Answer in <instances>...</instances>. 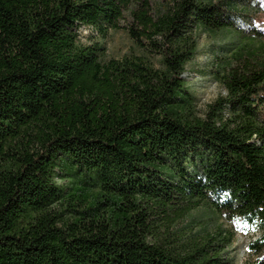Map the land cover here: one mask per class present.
<instances>
[{
  "label": "trees",
  "instance_id": "obj_1",
  "mask_svg": "<svg viewBox=\"0 0 264 264\" xmlns=\"http://www.w3.org/2000/svg\"><path fill=\"white\" fill-rule=\"evenodd\" d=\"M226 13L231 0H0V264H235L230 232L172 228L197 209L256 227L264 264V43L228 41L225 95L203 117L183 78L198 31L232 30ZM81 27L123 28L159 66L106 59Z\"/></svg>",
  "mask_w": 264,
  "mask_h": 264
},
{
  "label": "rangeland",
  "instance_id": "obj_2",
  "mask_svg": "<svg viewBox=\"0 0 264 264\" xmlns=\"http://www.w3.org/2000/svg\"><path fill=\"white\" fill-rule=\"evenodd\" d=\"M215 3L226 0H214ZM230 1V0H229ZM236 8V13L225 14L230 21V31H219L216 33L198 31V48L193 59L186 65L183 78L187 83L188 90L195 98L196 114L203 117L208 105L212 104L219 96L225 95V89L216 79L214 71L226 66L230 60V52L225 46H232L228 41L238 40L237 34H254L256 31V44L264 43V0H231ZM236 29V30H235ZM79 40L82 44H90L98 41L105 48L106 59H121L125 56L147 57L155 66H159L158 58L149 56L141 51L129 38L126 31L121 28L109 31L105 38L99 36L91 28L81 27L79 29ZM264 118V104L262 106ZM67 185L66 181H60ZM87 186L93 184V180H85ZM203 208V207H201ZM204 209L193 211L185 220H180L173 229L191 223V226L205 224L209 231L222 228L225 232L232 234L231 246L226 250L233 258L235 264H253L256 259L249 250V243L255 239L259 232L256 227L243 224L239 219L221 216L215 219L208 217Z\"/></svg>",
  "mask_w": 264,
  "mask_h": 264
}]
</instances>
